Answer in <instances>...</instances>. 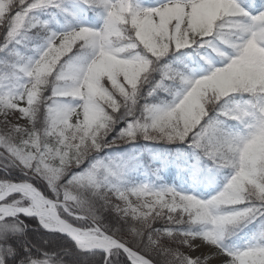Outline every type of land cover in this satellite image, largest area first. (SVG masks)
I'll list each match as a JSON object with an SVG mask.
<instances>
[{
  "label": "snow or ice",
  "instance_id": "obj_1",
  "mask_svg": "<svg viewBox=\"0 0 264 264\" xmlns=\"http://www.w3.org/2000/svg\"><path fill=\"white\" fill-rule=\"evenodd\" d=\"M0 264H264V0H0Z\"/></svg>",
  "mask_w": 264,
  "mask_h": 264
}]
</instances>
